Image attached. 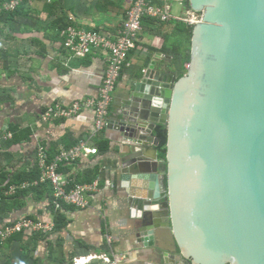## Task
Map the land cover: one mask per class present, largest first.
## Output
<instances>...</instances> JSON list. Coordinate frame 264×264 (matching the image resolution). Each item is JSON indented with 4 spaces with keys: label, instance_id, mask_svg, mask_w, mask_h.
I'll return each mask as SVG.
<instances>
[{
    "label": "crops",
    "instance_id": "crops-1",
    "mask_svg": "<svg viewBox=\"0 0 264 264\" xmlns=\"http://www.w3.org/2000/svg\"><path fill=\"white\" fill-rule=\"evenodd\" d=\"M187 1L160 0L156 5L170 7L175 19L184 20L189 15ZM125 9L124 0H26L15 11L0 15V188H7L16 175L22 178L37 170L39 179L15 184L26 186L18 193L40 185H35L41 179L39 147L52 159L61 149L86 144L96 147L97 153L62 167V180L98 182L100 190L88 196L89 207L82 210L72 206L56 210L52 196L37 200L35 192H27L20 207L4 205L7 219L26 215L48 229L15 233L0 246V264H106L105 259L117 255H126L127 264L165 262L159 250L139 242L141 223L132 218L120 183L126 168L140 164V158L129 160L134 154L140 153L144 163H154L157 149L162 160L155 125L146 121L143 106L133 101V88L149 71L179 73L185 63L173 55L174 43L187 26L176 21L144 22L139 47L131 52L114 95L113 129L102 137H91L94 108L87 106L98 99L110 54L97 51L80 59L65 48L64 33L70 28L115 36ZM77 103L85 108L72 120L47 117L49 109ZM135 121H144L139 143L121 132ZM58 215L66 222L61 229L56 226ZM12 224L0 219V231Z\"/></svg>",
    "mask_w": 264,
    "mask_h": 264
},
{
    "label": "water",
    "instance_id": "water-1",
    "mask_svg": "<svg viewBox=\"0 0 264 264\" xmlns=\"http://www.w3.org/2000/svg\"><path fill=\"white\" fill-rule=\"evenodd\" d=\"M187 5L202 15L187 75L149 71L132 95L167 128V156L134 154L120 186L139 242L167 263L264 264V0ZM137 122L121 130L135 143Z\"/></svg>",
    "mask_w": 264,
    "mask_h": 264
},
{
    "label": "built area",
    "instance_id": "built-area-1",
    "mask_svg": "<svg viewBox=\"0 0 264 264\" xmlns=\"http://www.w3.org/2000/svg\"><path fill=\"white\" fill-rule=\"evenodd\" d=\"M26 0H13L0 4V15L15 11L24 4ZM126 9L123 24L115 36L104 35L101 32H76L70 28L64 35L66 36L65 48L75 57L84 59L94 52L105 51L110 54V60L104 76L99 96L96 102L89 103L87 107L94 108V128L91 137H102L111 126L110 115L117 86L124 73L131 52L135 51L141 42L146 20H155L164 24L173 21L181 22L187 27L192 28L202 22L201 14L192 12L189 8L187 19L177 20L171 14L170 7L156 5L160 0H124ZM200 19V20H199ZM198 20V21H197ZM189 66H187L188 69ZM85 107L75 104L71 108L56 107L48 110L47 117L54 120H72L79 116ZM11 138V136L8 135ZM96 147H88L81 144L70 149H61L54 157L50 158L44 148H38L36 159L38 168L41 171V179L38 184H49L52 188L53 205L56 210H61L64 206H72L76 209H86L89 207L88 196L99 193V183H74L63 181L60 169L68 166L81 157H88L97 153ZM19 186L10 185L7 188H0V214L3 206L18 191L24 189ZM13 223L0 231V246L15 233L31 229H48L43 227L42 222H34L26 217L20 222L6 220ZM37 223V224H35ZM124 257L116 256L114 260L105 259L106 264H123Z\"/></svg>",
    "mask_w": 264,
    "mask_h": 264
},
{
    "label": "trees",
    "instance_id": "trees-1",
    "mask_svg": "<svg viewBox=\"0 0 264 264\" xmlns=\"http://www.w3.org/2000/svg\"><path fill=\"white\" fill-rule=\"evenodd\" d=\"M2 2H11L13 0H1ZM192 28L185 27L184 32L185 34L180 35V37L177 39V41L174 43V49H173V55L175 56H180L183 58L184 63L189 66L190 64V49H191V38H192ZM185 45V46H184ZM184 49V50H183ZM155 136L159 139V152L161 155L162 159H165L167 156V145H168V130L165 127L160 126L156 132ZM39 172V170H37ZM34 172L31 175H27L25 177L21 178V175H16L15 178L12 180H9V183L7 187L10 184H15V183H22L24 181H32V180H37L39 179V173ZM1 187V186H0ZM27 192H35L36 193V199L37 200H42L44 199L43 197L46 196H52V188L50 187L49 184H40L36 188H32ZM27 192H19L16 196L12 197L8 201H6L5 205L6 208L10 209V207H20L22 204L21 199L27 194ZM5 213L4 209L2 211ZM65 218L63 215H58V220L56 222V226L58 228H63L65 226Z\"/></svg>",
    "mask_w": 264,
    "mask_h": 264
},
{
    "label": "rangeland",
    "instance_id": "rangeland-1",
    "mask_svg": "<svg viewBox=\"0 0 264 264\" xmlns=\"http://www.w3.org/2000/svg\"><path fill=\"white\" fill-rule=\"evenodd\" d=\"M200 16H202V15H200ZM200 20V19H199ZM198 21V20H197ZM191 47V46H190ZM190 52V51H189ZM179 66H180V64H179ZM187 64H183V68L181 69V67H179L180 68V71H179V73L177 72V74L175 73V75L177 76L178 75V78L179 79H181V78H183L184 76H186L187 75V73H188V70H187ZM12 186H16V184H13ZM5 205V204H4ZM7 215H5L4 213H2L1 215H0V219L2 220V223H6V220H7V217H6ZM26 215H22V216H20V217H18V216H14V217H12L11 218V221H17V222H20L21 221V219H23L24 217H25ZM6 217V218H5ZM10 218V217H9ZM140 226H141V224H139ZM139 226V227H140ZM141 228V227H140ZM159 253H160V255H161V257H164V255H163V253L161 252V251H158ZM117 256H122V257H124L125 259H124V262H123V264H127L126 263V261H127V256L126 255H117ZM165 259V258H164ZM164 264H167V262H166V260H165V262H164ZM181 264V263H180ZM185 264H188V263H185Z\"/></svg>",
    "mask_w": 264,
    "mask_h": 264
},
{
    "label": "bare ground",
    "instance_id": "bare-ground-1",
    "mask_svg": "<svg viewBox=\"0 0 264 264\" xmlns=\"http://www.w3.org/2000/svg\"><path fill=\"white\" fill-rule=\"evenodd\" d=\"M173 259H174V257H171V258L169 259V263L176 264L175 261H174V260H176V259H174V260H173ZM177 264H178V263H177ZM179 264H180V262H179Z\"/></svg>",
    "mask_w": 264,
    "mask_h": 264
}]
</instances>
